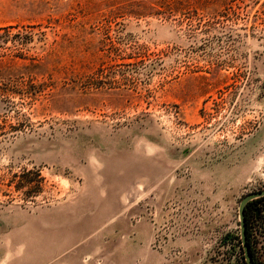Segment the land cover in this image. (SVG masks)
Listing matches in <instances>:
<instances>
[{"label": "rangeland", "instance_id": "1", "mask_svg": "<svg viewBox=\"0 0 264 264\" xmlns=\"http://www.w3.org/2000/svg\"><path fill=\"white\" fill-rule=\"evenodd\" d=\"M261 189L264 0H0V264H243Z\"/></svg>", "mask_w": 264, "mask_h": 264}, {"label": "water", "instance_id": "2", "mask_svg": "<svg viewBox=\"0 0 264 264\" xmlns=\"http://www.w3.org/2000/svg\"><path fill=\"white\" fill-rule=\"evenodd\" d=\"M262 196H264V190L248 194L242 198L238 206L240 235H241L242 245L244 249V257H245L247 264H254V261L252 258V254L250 252V247H249L248 238H247V224H246V217H245L246 206L249 202L257 198H260Z\"/></svg>", "mask_w": 264, "mask_h": 264}, {"label": "crops", "instance_id": "3", "mask_svg": "<svg viewBox=\"0 0 264 264\" xmlns=\"http://www.w3.org/2000/svg\"><path fill=\"white\" fill-rule=\"evenodd\" d=\"M42 230H43V232L45 231L44 228H42ZM134 233L135 232H132V234H134ZM17 244L18 243L16 242L15 245H17ZM118 251H119V257L121 258L120 259L121 263H118V264H134V263L131 262V260L134 258V255H132V253L130 251V247H124V246L123 247H119ZM140 251H141L140 252L141 258H144V261L140 262V264H154V263H148L147 262V256H145L146 250H140ZM102 252H103L104 256L106 255V257H103V259H101V260L105 259L106 260L105 264H114V262H115V254H116L117 250L113 249L111 251V246H109L108 244H105L103 246V251ZM82 254L83 253H77L76 254V257H77L78 260H80L81 264L83 262ZM96 254H98V251H96ZM43 258H44V256H43ZM94 264H96V263H94Z\"/></svg>", "mask_w": 264, "mask_h": 264}, {"label": "built area", "instance_id": "4", "mask_svg": "<svg viewBox=\"0 0 264 264\" xmlns=\"http://www.w3.org/2000/svg\"><path fill=\"white\" fill-rule=\"evenodd\" d=\"M261 190H264V189H261ZM261 190H258V191H261ZM258 191H256V192H258ZM257 199H264V196H262L260 198H257ZM254 218L256 220L259 219V217L257 218L255 216H254ZM239 229H240V227H239ZM248 232H249L248 233V235H249V247L252 250V254H253L252 258H253L254 264H256L255 260H256L257 264H262V261H261V259L259 257V253L262 252L261 251V247H263V246H260V243H256L255 241H251L252 240L251 235H254L253 232H252V221H251V218H250L249 223H248ZM259 238L262 240V238L264 239V236H262V234H261V236ZM237 242H238L240 248L242 249L243 264H247L246 260H245V257H244V249H243V245H242V239H241L240 231H239V236H238V241ZM261 244L263 245V243H261Z\"/></svg>", "mask_w": 264, "mask_h": 264}, {"label": "flooded vegetation", "instance_id": "5", "mask_svg": "<svg viewBox=\"0 0 264 264\" xmlns=\"http://www.w3.org/2000/svg\"><path fill=\"white\" fill-rule=\"evenodd\" d=\"M250 203V202H249ZM249 203L247 204V206L246 207H248V210H249ZM247 210V213H246V211H245V217H246V214L248 215V221H247V219H246V224H247V230H248V223H249V220H250V218H251V216L253 215V216H255V217H257L258 216V210H254L253 211V213H251V212H249ZM256 211H257V213H256ZM248 231H247V238L249 239V235H248Z\"/></svg>", "mask_w": 264, "mask_h": 264}, {"label": "trees", "instance_id": "6", "mask_svg": "<svg viewBox=\"0 0 264 264\" xmlns=\"http://www.w3.org/2000/svg\"><path fill=\"white\" fill-rule=\"evenodd\" d=\"M41 65V64H40ZM247 210H248V207H246V213H247ZM246 219H247V221H248V215L246 214ZM248 231V230H247ZM248 243H249V239H248ZM250 252H251V254H252V250H251V248H250ZM252 257H253V254H252Z\"/></svg>", "mask_w": 264, "mask_h": 264}]
</instances>
